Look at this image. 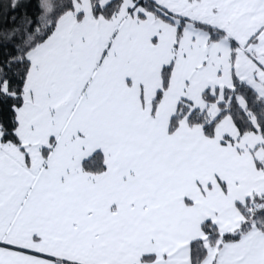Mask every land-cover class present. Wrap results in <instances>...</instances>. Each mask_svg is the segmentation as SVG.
<instances>
[{"label": "snow or ice", "instance_id": "obj_1", "mask_svg": "<svg viewBox=\"0 0 264 264\" xmlns=\"http://www.w3.org/2000/svg\"><path fill=\"white\" fill-rule=\"evenodd\" d=\"M0 264H264V0H0Z\"/></svg>", "mask_w": 264, "mask_h": 264}]
</instances>
